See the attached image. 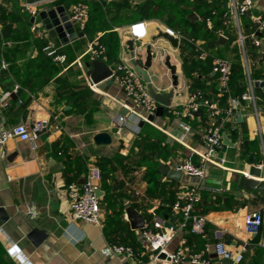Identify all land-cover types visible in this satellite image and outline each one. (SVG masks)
I'll list each match as a JSON object with an SVG mask.
<instances>
[{
  "label": "crops",
  "instance_id": "1",
  "mask_svg": "<svg viewBox=\"0 0 264 264\" xmlns=\"http://www.w3.org/2000/svg\"><path fill=\"white\" fill-rule=\"evenodd\" d=\"M53 1L40 2L38 8L43 10L64 5L69 14L75 4L74 0H65L62 4L52 5ZM84 1L89 11L97 8L103 20L102 29L95 31L94 37L98 36L109 47L110 59L106 60L109 66L115 69L119 63L133 65L128 40H134L138 59L142 62L145 61L147 44L152 43L155 58L148 73L154 87L161 93L172 88V74L164 63L166 55H170L172 64L177 66L178 86L171 106L151 122L147 119L148 114L127 94L115 76L113 83L105 88L90 82L83 65L93 57L87 53L88 40L82 41L76 26L78 37L63 42L59 37L50 36L39 13L32 20L33 14L28 11L32 15L29 23L23 20L12 24L15 33L6 41L5 49L0 50V59L9 64L8 70L0 74L2 127L11 128L19 123L32 127L39 121L47 124L35 144L13 137L0 145V207L8 215L7 219L0 215V264H17L9 252L13 246L32 264H200L190 258L179 263L154 258L141 230H134L130 225L125 210L127 203L141 208L149 228L156 229L161 223L162 227H166V222H174L177 230H174L168 244L169 252L183 246L189 254H199L211 264H227L226 259L219 258L215 253V244L222 241L234 253H248L243 259L244 264H248L257 245L253 241L256 234L245 229L244 217L254 210L264 212V189L256 187L248 190L240 183V176L249 170L250 158L255 163L264 160V135L261 137L259 134L258 120L250 101L242 100L233 116L225 122V135L233 143L232 146L224 143L217 154L225 159V163L218 166L208 162L202 178L183 172L179 180H174L160 170L149 168L138 145L145 131L151 133V139L159 140L162 151L156 155L158 168L160 163L177 169L185 160L198 164L203 161L208 149L206 115L194 117L191 131L185 133L177 111L187 102L192 89H204L210 97L219 98L229 88L220 84L213 62L204 66L205 59L199 58L198 46L209 53L208 57L211 54L202 31L192 32L193 24L202 20L199 11L194 8L189 13L197 14L195 21L187 15L192 24L183 26L188 30L185 37L165 23L167 13L163 17L134 20L136 0L130 6H117L119 0ZM253 1L252 14L247 15L251 16V21L252 15L264 19V0ZM205 4L214 8V12L218 9L226 11V21L218 29V43L214 48L218 55L212 56L228 58L233 62L237 54L240 55L245 74L244 92L251 80L260 119L264 123V92L254 85L255 81L264 80L263 43L258 48L253 39L255 33L264 40V30H259L253 22L254 30L252 26H245L243 15L236 19L232 0H207ZM18 5L16 0H0V14H18ZM211 23L213 25V19ZM159 29L179 32L182 37L178 47H173L164 38L153 42L152 37L158 34ZM41 31L44 33L42 38L39 36ZM221 36L224 37L222 41ZM184 39L188 44L181 46ZM116 40L118 43L114 48ZM48 43L67 54L64 64L48 56L44 50ZM196 59L202 60L201 63L197 64ZM185 66L188 73L184 71ZM15 72L20 81H17ZM127 107L134 108L135 113L129 112ZM124 110L128 111V123L118 131L115 119L124 114ZM98 132H108L111 142L95 143L94 135ZM100 158H114L115 170L105 171L98 164ZM92 165H98L103 173L98 183L103 192L100 197V225L77 219L68 197V185L81 183L84 179L87 181ZM105 179L108 189L105 188ZM192 185L200 188L202 201L199 212L206 220L204 232L196 235L185 229L182 214L175 212L172 206L176 193ZM107 196L117 198V203L123 204V211L116 203L109 204ZM31 208L34 210L32 213ZM28 215H32L37 227L48 234L38 246L28 237L32 229ZM112 239L116 242L128 241L127 245L134 248L135 255L106 256L103 250L108 244H119Z\"/></svg>",
  "mask_w": 264,
  "mask_h": 264
},
{
  "label": "built area",
  "instance_id": "2",
  "mask_svg": "<svg viewBox=\"0 0 264 264\" xmlns=\"http://www.w3.org/2000/svg\"><path fill=\"white\" fill-rule=\"evenodd\" d=\"M18 1L22 7L33 14V16H36L39 13L40 9L38 8V3L31 4L27 2V0ZM232 2V11L236 19H238L240 15L247 14L249 10L252 11L254 7L253 0H239L238 2L232 0ZM89 17L90 12L87 4L79 2L72 5L69 18L82 34V37L88 40L87 53L92 57H97L106 61L107 48L105 44L101 42L98 36L90 39L86 32ZM206 21L208 26L211 27V18H207ZM252 21L257 25L259 30H264L263 18L252 15ZM33 28L36 29V27ZM167 30L172 32L175 36H178L179 39L182 37L179 32H175L171 29ZM39 36L42 38L44 33L42 31L39 32ZM253 39L255 46L259 48L263 43L262 37L254 33ZM240 40L241 43H243L242 36H240ZM44 50L56 62L64 64L67 61V54L60 52L59 49L51 43H48L44 47ZM197 51L200 59H206L209 55V53L200 46L197 47ZM8 68V62L5 59H0V74L3 71L8 70ZM113 70L114 76L124 86L127 94L134 98L137 105L142 107L148 116L154 114L158 107V103L149 94L143 77L137 72L134 65L119 63ZM213 70L219 75L220 84L224 87H228L232 74V61L224 57H215L213 59ZM90 82L95 86L97 85L91 80ZM242 100L250 101L258 120V131L262 137L264 135V123L261 122L260 119L261 115L257 106V97L251 80L248 90L238 97H230L228 104L225 106H222L218 100L210 97L202 89H192L190 91L187 102L177 111V114L182 118L180 126L183 129V132L189 133L191 131V120L198 116L197 112L202 110L201 114H205L208 119L206 130L208 149L203 155V161L199 164L191 160L183 161L179 166L183 172L192 177L202 178L205 176L206 164L208 162H212L218 166H222L225 163L224 158L217 156L218 152L224 146L223 137L225 135V122L230 116H233L234 110L240 105ZM128 109L129 112L135 113L134 108L129 107ZM115 123L118 131L126 127L128 123V111L126 114H119L115 119ZM46 124L45 121H39L32 127L26 123H19L11 128H4L1 126L0 145H4L13 137H18L22 140H30L35 144L39 138V132L46 127ZM183 137L184 135L181 139H183ZM259 166L264 170V160ZM102 177L103 173L101 168L98 165H92L89 168L87 181L82 184L72 182L68 185L70 207L77 219L98 225L102 223L100 197L96 193V190L99 188L98 183L102 180ZM201 199L202 196L199 186L192 185L179 190L173 204V209L175 212L182 214L185 222L188 220L192 221L191 232L195 234L203 233L205 230V217L194 213L195 207L201 202ZM30 212H34L33 208H31ZM244 224L247 232L257 234L264 228V212L262 210H254L247 213L244 217ZM157 226L156 229L149 228L148 226L141 229V234L154 258H160V254L164 253L166 254L164 260H169L173 263L183 262L190 258L194 263L211 264L210 260L202 258L199 254H189L183 246L178 248L175 252H169L167 247L174 236V230L169 227H162V223L157 224ZM261 245L264 247V235L261 240ZM9 252L12 257L16 259L17 264H32L31 261L15 246L11 247ZM103 253L106 256L124 255L127 257H133L135 255L134 248L126 244H108L103 250ZM215 253L221 259L231 260V264H242L244 259L242 252H232L222 241L215 244Z\"/></svg>",
  "mask_w": 264,
  "mask_h": 264
},
{
  "label": "trees",
  "instance_id": "3",
  "mask_svg": "<svg viewBox=\"0 0 264 264\" xmlns=\"http://www.w3.org/2000/svg\"><path fill=\"white\" fill-rule=\"evenodd\" d=\"M19 4L17 7V13L18 14H12V15H6L4 16L3 13L0 14V23L2 27L0 28V50L5 49V43L7 40L12 38V35L15 33V30L12 28V24L14 23H20L23 20L26 23H29L31 20L32 15L25 10L22 5L19 3L18 0H16ZM65 0H54L52 5H58L64 3ZM134 0H119L117 6H130L133 4ZM192 0H174L173 2L171 0H145L140 3H135L136 9L135 12H133V15L136 17H133L138 19H153L156 17H163L164 13H167V17L165 20V23L174 28L175 30H179L180 33L183 36H188V30L183 29V26L186 24H192L191 21L187 18V15L193 10L194 8L199 11V15L201 16L202 20L198 21L193 24L192 32H199L202 31V36L206 40V47L209 49L208 51H211V54L208 58H206L202 64L204 66L211 65L213 62V56L212 55H218L217 52L214 50L216 44L218 43V29L223 26V23L226 21L225 17V10L218 9L214 12V8L209 7L205 4L207 0H193L194 3L191 2ZM215 1V0H213ZM75 3L83 2L86 3L84 0H74ZM22 9V12H19V10ZM95 11V14H94ZM100 11V10H99ZM89 21L87 24L86 32L88 34V37L90 39L94 38L95 31L102 29L103 27V20L101 18V15L98 14V9L93 8L91 9ZM245 18V26L250 27L252 26V29H255V26L253 25V21H251V16H248L247 14H243ZM180 17V18H179ZM211 18L213 19V25L211 27L208 26L206 19ZM132 19V20H133ZM259 34V33H258ZM260 33L259 35H261ZM82 41L85 42V38L82 37V34L80 33ZM117 40L115 41V47H117ZM186 39L182 40V45H187ZM47 45V44H46ZM246 46V41H245ZM107 48V60H109V56L111 54L109 47ZM114 48L112 50V53H114ZM46 52V51H45ZM68 53H70V50H67ZM47 53V52H46ZM49 56V55H48ZM51 57V56H49ZM52 58V57H51ZM202 60L196 59V63L200 64ZM139 62L142 64L143 62L139 60ZM26 68V64L24 66ZM185 73H188L187 66L184 67ZM244 67L241 61V57L239 54H237L236 60L232 62V74L231 78L228 84V91L223 92V95L219 98H213L215 100H218L219 103L222 106L227 105L228 100L230 96L236 97L240 96L244 90L246 89V84L244 83ZM15 77L17 81H20V78L18 77V73L15 72ZM25 83V81H23ZM196 89V88H195ZM205 93L208 94L207 90L202 89ZM209 95V94H208ZM210 96V95H209ZM207 119V116L205 117ZM204 119V120H205ZM153 136L150 132L145 131L143 138L138 141L140 153L143 154V159L145 158L146 163L148 162L149 168H154L155 171H158V159L156 158V155L159 153L161 154V145L159 144L158 139H151ZM158 153V154H157ZM158 157V156H157ZM153 160V163L150 164V160ZM114 158H100L98 161V164L105 170V171H114L115 170V164H114ZM105 188L108 189L109 186H106V179L104 180ZM177 195V193H176ZM176 195L173 200L172 206L176 200ZM106 200L109 204L116 203V206L119 207L120 211H123V204L117 203V198H113L112 196H107ZM202 201V199H201ZM201 202L198 203L195 207L194 213L201 215L199 212V206ZM159 212H161L159 210ZM128 225V222L126 223ZM191 226L192 221L188 220L185 222V229L189 230V233L192 235H196L195 233L191 232ZM264 235V228L261 229L254 237L253 241L256 243V247L254 249L253 254L250 257V260L248 264H264V247L261 246V240ZM115 243H122V244H128V241H118L116 242L115 239H112ZM248 255V253H246ZM246 254L244 256H246ZM244 264V262H242Z\"/></svg>",
  "mask_w": 264,
  "mask_h": 264
},
{
  "label": "water",
  "instance_id": "4",
  "mask_svg": "<svg viewBox=\"0 0 264 264\" xmlns=\"http://www.w3.org/2000/svg\"><path fill=\"white\" fill-rule=\"evenodd\" d=\"M43 1L46 0H27V2L31 4H36ZM142 1L145 0H136L137 3H140ZM247 14L251 15L252 11L249 10ZM38 16L43 21V24L45 25L52 38L59 37L63 42H67L70 39L74 40L78 37L75 25L70 20L69 14L64 5H58L51 9L40 10ZM35 18L36 16H33L32 20H35ZM188 18L192 21H195L198 19V16L196 13L193 12L188 15ZM159 38H164L168 40L173 47H178L179 45V37L175 36L169 30L159 29L158 34L152 37V41L154 42ZM223 39L224 37L221 36L220 40L222 41ZM127 45L130 50L132 63L135 69L143 77L149 94L158 103L156 112L154 114H150L147 118L149 121L153 122L157 117H160L164 114V109L166 107L171 106V100L175 94V90L179 82L177 66L175 64H172L170 55L165 56L164 63L170 69L172 74V88L167 92L161 93L154 87L151 77L148 73V69L152 66L155 58V52L154 50H152V43H149L146 46V57L145 61L142 64L139 62L135 50L134 40H128ZM262 49L264 51V40ZM83 67L84 70L87 72V75L89 76L90 80L93 83L100 85V88H105L106 86L111 85L114 81V70L111 66L107 64L105 60L93 57L91 60L85 62ZM254 85L256 87H260L264 92V80H257L254 82ZM225 89L226 88H223V90ZM123 113L125 114L126 110H124ZM201 113L202 110L197 112V115ZM262 116L264 117V112H262ZM3 123L4 119L0 115V127L3 125ZM143 123L144 122L142 121V124ZM45 130L46 128H43V130L39 132V135L45 132ZM111 139V135L108 132H98L94 135V141L99 145L109 144L111 142ZM223 141L227 145H233L227 135H224ZM262 162L263 160L259 161L258 163H255L253 158H250V166L248 172L240 176V183L243 188L248 190H252L256 187L264 189V170L259 166L260 164H262ZM159 170L161 171V173L174 180H179L183 173V170L181 168L172 169L164 163L159 164ZM84 182L85 179L81 181V184ZM96 193L99 197L103 195V192L99 188L96 190ZM125 210L132 229L141 230L146 226L145 216L142 213L140 207H133L130 203H127L125 205ZM0 215L4 219H7L8 217L5 209L2 207H0ZM27 220L32 225V229L29 232L28 237L33 241L36 246H38L46 240L48 234L44 230L39 229L37 227L36 220L32 215H28ZM165 226L172 228L173 230H177V227L173 221L166 222ZM159 257L164 259L166 257V254H160ZM225 261L227 264L232 263L231 260Z\"/></svg>",
  "mask_w": 264,
  "mask_h": 264
}]
</instances>
